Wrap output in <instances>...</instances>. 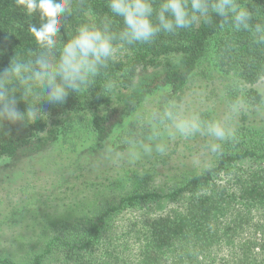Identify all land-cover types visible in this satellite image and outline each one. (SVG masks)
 <instances>
[{"label":"trees","instance_id":"obj_1","mask_svg":"<svg viewBox=\"0 0 264 264\" xmlns=\"http://www.w3.org/2000/svg\"><path fill=\"white\" fill-rule=\"evenodd\" d=\"M159 3L153 0L154 9ZM236 3L251 13L247 30L237 31L230 17L224 21L211 13L210 20L200 18L191 28L162 32L149 44L130 45L119 39L123 19L111 13L108 0H69L57 45L48 51L28 31L30 25L40 27L39 13L27 16L16 0H0V88L8 90L25 115L36 107L52 117L49 123L41 117L35 122L0 120V170L3 162L42 154L64 134L71 114L91 116L88 133L97 150L104 148L132 105L156 92L180 95L208 55L233 85L258 83L264 78V44L257 42L261 34L255 27L264 26V0ZM152 21L158 23L155 12ZM83 25L101 30L107 25L117 36L115 50L125 52L126 60L113 56L86 87L69 89L63 103H50L46 89L34 77L25 78L32 77L42 54L58 63L63 45ZM13 63L22 65L21 72L2 75ZM108 82L116 86L106 92ZM136 82L140 85L125 95L124 104L114 105ZM242 101L252 108L264 103L253 89ZM115 150L123 152L125 146ZM174 188L165 195L149 190L120 196L97 208L87 222L58 227L25 261L5 257L0 264H264V130L241 126L210 167ZM161 205L166 210L155 213Z\"/></svg>","mask_w":264,"mask_h":264},{"label":"rangeland","instance_id":"obj_2","mask_svg":"<svg viewBox=\"0 0 264 264\" xmlns=\"http://www.w3.org/2000/svg\"><path fill=\"white\" fill-rule=\"evenodd\" d=\"M124 54L115 50L114 58L126 60ZM136 84L135 88L123 91L114 105H123L125 95L136 91L140 82ZM233 84V80L216 71L208 55L180 95L156 92L138 105H132L104 148L97 150L88 133L91 116L77 113L66 116L64 134L42 154L19 162H3L0 258L25 261L39 252L58 227L87 222L97 208L114 203L120 196L149 190L160 195L170 194L175 186L214 163L218 154L208 153L206 144H225L241 126L263 131L264 103L252 108L242 97L253 89L264 99V78L255 85ZM232 86L236 94L230 93ZM173 103L185 113H199L202 120L206 116L208 120L225 122L229 138L220 142L196 134L184 139L163 124L141 125L134 120L137 113H144L146 117L149 113L162 115ZM40 117L47 123L52 118L49 112ZM127 135L137 143H126ZM151 135H158L159 142L167 145L164 155L149 150L152 141L147 138ZM119 145H124L125 151L115 150ZM153 210L161 213L166 209L161 205Z\"/></svg>","mask_w":264,"mask_h":264},{"label":"clouds","instance_id":"obj_3","mask_svg":"<svg viewBox=\"0 0 264 264\" xmlns=\"http://www.w3.org/2000/svg\"><path fill=\"white\" fill-rule=\"evenodd\" d=\"M17 6L27 15L39 13L42 23L37 28L30 25L29 33L36 43L51 51L57 45V37L61 27V17L69 12V0H16ZM111 13L123 19V31L119 39L128 44H149L158 34L172 33L178 30L191 28L200 18L211 19V13L223 17L224 21L231 18V26L235 30L249 29L251 13L240 7L236 0H160L158 9H154L153 0H108ZM155 12L158 23H153ZM223 23L221 27H223ZM255 31L260 33L258 43L264 44V26L256 25ZM115 34L108 30L83 25L76 34L63 45L59 61L53 64L47 54H42L35 60V70L32 77L40 86L46 89L47 100L50 103H63L68 95V90L80 91L91 83L99 68L105 66L107 61L114 56L113 41ZM22 65L13 63L11 69H6L2 75L19 74ZM59 78V82H57ZM115 82H108L105 91L115 88ZM41 112L36 107L28 109L25 113L18 110L16 101L10 97L8 90L0 88V120L9 122L22 121L27 118L35 122L40 118ZM138 124H152L157 122L172 129L173 134H178L184 139L201 134L211 138L212 141H225L230 132L227 124L219 120L204 121L199 113H185L175 103L170 104L160 115L137 113L134 119ZM152 142L148 145L150 151L164 155L167 145L159 142L158 135L148 136ZM126 143H137L127 135ZM143 144V142H139ZM154 145V147L152 146ZM205 150L212 154L222 153L220 143L211 142L205 145Z\"/></svg>","mask_w":264,"mask_h":264}]
</instances>
